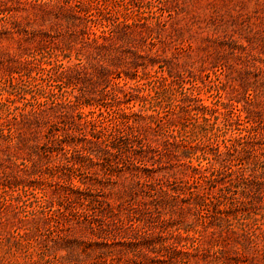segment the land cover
<instances>
[{"label": "rangeland", "instance_id": "obj_1", "mask_svg": "<svg viewBox=\"0 0 264 264\" xmlns=\"http://www.w3.org/2000/svg\"><path fill=\"white\" fill-rule=\"evenodd\" d=\"M0 264H264V0H0Z\"/></svg>", "mask_w": 264, "mask_h": 264}]
</instances>
